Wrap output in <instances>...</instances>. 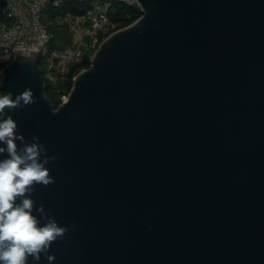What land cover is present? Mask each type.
<instances>
[{
  "label": "water",
  "instance_id": "95a60500",
  "mask_svg": "<svg viewBox=\"0 0 264 264\" xmlns=\"http://www.w3.org/2000/svg\"><path fill=\"white\" fill-rule=\"evenodd\" d=\"M136 1L58 108L38 50L1 71L56 156L30 197L68 229L52 264H264V0Z\"/></svg>",
  "mask_w": 264,
  "mask_h": 264
},
{
  "label": "clouds",
  "instance_id": "9594fccd",
  "mask_svg": "<svg viewBox=\"0 0 264 264\" xmlns=\"http://www.w3.org/2000/svg\"><path fill=\"white\" fill-rule=\"evenodd\" d=\"M34 103L36 99L31 89L17 94L14 99L11 93L0 95V145H3L0 156L7 154L0 159V264H28L29 257L38 264L42 255L52 264L55 256L48 254L49 249L68 231L45 214L42 204L35 207V201L30 198L36 185L48 186L55 182L46 165L55 161L56 156L46 154L37 136L27 142L18 134L17 122L6 115V109ZM17 141L23 146L18 147ZM34 208L44 218L43 226L33 215Z\"/></svg>",
  "mask_w": 264,
  "mask_h": 264
},
{
  "label": "built area",
  "instance_id": "2783aa9c",
  "mask_svg": "<svg viewBox=\"0 0 264 264\" xmlns=\"http://www.w3.org/2000/svg\"><path fill=\"white\" fill-rule=\"evenodd\" d=\"M64 1L4 0L8 21L0 22V73L14 59V50L26 47L38 50V64L47 91L60 104L67 99L69 86L71 84L72 87L78 74L72 75L74 68L86 60L88 52H92L88 58L91 60L107 37L125 28L122 21H114L110 17L114 3L141 10L136 0H82L90 5L85 13L55 15L51 21L66 29L71 36V46L58 48L52 46L54 38L43 24V16L49 6L59 8ZM123 17L129 18V15L125 13ZM5 94L0 90V95Z\"/></svg>",
  "mask_w": 264,
  "mask_h": 264
},
{
  "label": "trees",
  "instance_id": "16d2710c",
  "mask_svg": "<svg viewBox=\"0 0 264 264\" xmlns=\"http://www.w3.org/2000/svg\"><path fill=\"white\" fill-rule=\"evenodd\" d=\"M81 8H79V2L78 0H65L64 4L59 8H54L53 6H49L45 10L44 18H43V24L46 26L48 31L54 35L56 32V26L51 24V21L53 20L55 15H64L68 12H71L73 14H82L85 13L88 8H90L89 4H85L83 2L80 3ZM128 14L129 18H124L123 14ZM142 16L141 10H136L133 8L126 7L119 3H114V7L112 12L110 13V17L114 21H122V26L126 27L133 22H135L138 18ZM46 20V21H45ZM7 13H6V4L4 0H0V22H7ZM47 21H50V24H46ZM54 38V36H53ZM91 65L90 59L84 60V62L76 66L74 70L71 72L72 75L77 74L80 72L81 69H88ZM71 90V84L68 89V93ZM47 96L51 99L52 104L55 108H58L61 104L59 100H57L52 94L47 91Z\"/></svg>",
  "mask_w": 264,
  "mask_h": 264
},
{
  "label": "rangeland",
  "instance_id": "374dc122",
  "mask_svg": "<svg viewBox=\"0 0 264 264\" xmlns=\"http://www.w3.org/2000/svg\"><path fill=\"white\" fill-rule=\"evenodd\" d=\"M95 1L96 0H94V2ZM78 2H79V8H81L82 6L80 3L82 2V0H78ZM43 18H44V16H43ZM47 23L50 24V21H47L46 24ZM51 24H53V23L51 22ZM53 25H55V24H53ZM53 36H54V40L52 43L53 47L63 48V47H69L72 44L71 43V36L68 33V31L64 28H60V27L56 26V32ZM91 54H92V52H88L86 55V59H88L91 56Z\"/></svg>",
  "mask_w": 264,
  "mask_h": 264
}]
</instances>
